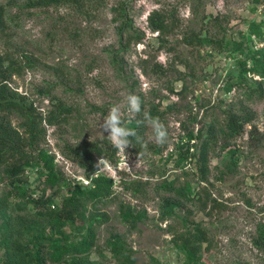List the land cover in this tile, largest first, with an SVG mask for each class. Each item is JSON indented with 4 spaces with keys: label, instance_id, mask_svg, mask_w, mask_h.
<instances>
[{
    "label": "rangeland",
    "instance_id": "obj_1",
    "mask_svg": "<svg viewBox=\"0 0 264 264\" xmlns=\"http://www.w3.org/2000/svg\"><path fill=\"white\" fill-rule=\"evenodd\" d=\"M25 1L0 0L9 14L0 54L11 55L23 66L10 85L44 118L54 102L72 108L63 124L42 123L46 136L40 150L53 158L63 181L47 184L38 164L23 175L25 188L34 197L45 189L57 205L70 189L89 188L98 176L114 182L109 198L84 209L86 215L109 217L96 228L95 246L85 258L118 264L109 241L119 236L136 264H264V249L258 246L264 227V96L248 98L253 85L264 88V80L250 71L243 86L233 85L235 79L242 81L240 61L248 69L253 66L248 48L264 51V0H80L77 5L20 8ZM122 6L132 24L123 43ZM154 11L169 17V34L149 28ZM253 25H258L260 36ZM129 93L142 102L133 119L126 107ZM115 104L122 107L126 127L131 122L139 126L141 139L126 149L127 160L99 127ZM230 111L252 112L255 118L243 134L226 143L220 129ZM145 114L167 126L163 146L152 140ZM18 123L14 118L13 125ZM211 126L217 139L207 148L204 174L201 156ZM255 128L258 144L250 139ZM92 143H105L107 154L96 157V171L87 178L68 150ZM230 148L239 149L237 164H231ZM101 159L105 163L98 168ZM11 190L0 175V200ZM166 201L178 204L167 217ZM128 208L145 215L135 228L122 221L121 211ZM35 213L29 206L22 215ZM12 216L0 215V226ZM198 225L208 231L209 241L193 255L177 237ZM79 228L68 223L62 229L70 242H77L86 235V228ZM33 235L62 243L49 226L35 225L26 241ZM7 250V237L0 232V259ZM81 258L69 254L61 264H88Z\"/></svg>",
    "mask_w": 264,
    "mask_h": 264
},
{
    "label": "trees",
    "instance_id": "obj_2",
    "mask_svg": "<svg viewBox=\"0 0 264 264\" xmlns=\"http://www.w3.org/2000/svg\"><path fill=\"white\" fill-rule=\"evenodd\" d=\"M80 0H26L20 8L25 9H42L50 7H59L64 5L80 4ZM8 7L0 4V36L6 32L9 21ZM121 18L126 17V6L118 9ZM170 19L159 11H154L148 19L149 28L153 32H159L160 35H167L171 32ZM132 29V24L125 19L120 28V41L123 43L124 36ZM253 32L260 36L258 25H253ZM137 37L136 41H141ZM205 39H198L203 44ZM188 44H192L188 41ZM238 48L244 52L242 44ZM247 55H251L253 66L246 67L245 61H240V74L242 81L235 79L233 85L243 86L246 79L245 74L253 71L258 73L264 80V51L248 48ZM28 65L30 64V59ZM21 64L14 60L11 55L0 54V175L8 180V186L11 191L6 192L0 200V215L5 217L11 212L12 216L9 221L0 226V232L7 237L8 250L4 257L0 259V264H61L69 254L79 255L82 261L88 264H98L89 262L85 257L89 256L95 246L96 228L102 223L109 220L105 213H90L86 215L84 209L89 204H97L102 200L109 198L113 193V180L98 176L92 180L91 187L84 188L75 186L68 191V195L61 199L60 204H55L54 197L48 195L44 189L40 195L34 197L32 193L25 188L23 175L28 169H32L38 164L43 165L46 175V183L51 186L62 182L58 171L54 167V160L49 157L44 150H40L42 140L46 136V129L42 123L45 120L49 125H60L67 121L72 113V108L62 102L53 103V109L50 110L44 118L41 113L37 112L33 103L28 102L27 98L14 90L10 81L15 74L22 72ZM230 90V89H228ZM255 93L260 97L264 96L262 85L252 86L248 93L251 98ZM16 118L19 123L13 125V119ZM255 118L254 113L247 112L244 115L235 112H228L225 127L220 129L221 137L229 143L244 133L246 126ZM138 125L131 122L128 128L135 131L139 137ZM256 128L250 131V139L258 144V137L253 135ZM201 136V134L199 135ZM198 136V137H199ZM193 138V136L191 135ZM136 141L135 138H131ZM217 134L213 126L209 127L207 139L204 143L201 159L203 161V173L205 174V165L207 161V148L213 142H216ZM106 144L97 143L86 144L70 148L69 154L71 159L85 170L86 177L90 178L96 171V157L107 154ZM38 151V153H37ZM231 164H237L239 153L238 148H230ZM237 158V159H236ZM205 176V175H204ZM63 184L66 185L64 182ZM169 188V184L165 185ZM35 208L34 215L26 214L28 207ZM178 206L177 202L166 201L164 210L165 217L170 216L173 210ZM144 213L137 214L131 209L121 211L122 221L126 225L135 228L136 224L143 220ZM80 226L81 231L86 228V235L77 242H70V237L63 231L64 224ZM35 225H42V228L49 229L52 234L61 235L62 243H53V239L45 238L44 235H33L30 241L27 240V234ZM79 228V229H80ZM183 245L193 255H198L203 250V244L209 241V233L205 228L197 226L194 232H187L177 237ZM109 245L116 256L118 264H136L134 256L121 242L119 236H113ZM258 246L264 249V227L259 230Z\"/></svg>",
    "mask_w": 264,
    "mask_h": 264
},
{
    "label": "clouds",
    "instance_id": "obj_3",
    "mask_svg": "<svg viewBox=\"0 0 264 264\" xmlns=\"http://www.w3.org/2000/svg\"><path fill=\"white\" fill-rule=\"evenodd\" d=\"M125 99L129 118L133 119L141 112V99L138 95L132 93H129ZM144 119L147 126L152 130V140L154 143L160 146L167 143L169 134L165 123L161 121L159 117H152L148 114H145ZM99 127L102 129L101 135L104 137L103 133H107L106 139L109 140L111 145L119 152L125 153V156L126 149L133 146L131 138H135L138 141L141 139L135 131L125 126L120 104H115L109 109L108 114ZM104 163V159H101L97 167L100 168Z\"/></svg>",
    "mask_w": 264,
    "mask_h": 264
}]
</instances>
